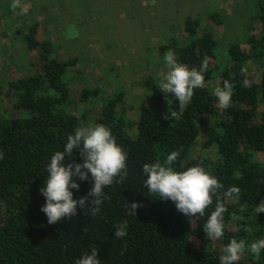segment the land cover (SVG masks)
<instances>
[{
  "label": "trees",
  "instance_id": "1",
  "mask_svg": "<svg viewBox=\"0 0 264 264\" xmlns=\"http://www.w3.org/2000/svg\"><path fill=\"white\" fill-rule=\"evenodd\" d=\"M251 7L250 19L258 31L246 36L247 49L234 38L220 49L218 31L202 26L199 11L181 19L167 16L169 21L158 28L163 36L158 52L173 50L189 68L198 69L205 59L209 66L203 87L194 90L183 111L172 94L166 98L159 90L160 82H153L151 99L164 102L157 115L141 102L125 100L121 86L111 95L98 85L72 89L69 70L79 71L80 59L60 51L62 44L47 30L38 37L37 22L27 28L25 47L38 66L27 62L24 71L5 74L0 86L2 97L12 96L9 110H20L7 115L0 107V264H75L92 248L98 249L101 264H219L222 248L232 239L248 246L264 239V212L255 213L264 199V162L257 154L264 151V0H254ZM206 18L217 28L225 25L219 9L207 12ZM222 50L223 59L218 57ZM215 77L218 87L224 80L234 85L231 105L224 110L215 108L214 91L207 85ZM245 81L251 86L245 87ZM96 124L108 127L127 152L128 175L105 189L98 215L78 208L77 215L49 224L39 191L48 175L46 165L76 128ZM172 151L181 154L173 165L176 170L202 164L223 184L219 196L227 211L220 240L206 238L203 230L215 196L205 216L193 218L179 212L173 201L147 192L143 165L162 162ZM64 162L83 160L74 149ZM73 179L79 184L78 190L71 189L73 198L86 196L93 184L90 173L88 180ZM230 186L240 188L238 197L223 196ZM133 201L142 205L136 216L127 214L126 204ZM123 221L128 228L121 239L114 236V226ZM236 224L241 225L239 232ZM236 264H264V250L257 258L246 248Z\"/></svg>",
  "mask_w": 264,
  "mask_h": 264
},
{
  "label": "rangeland",
  "instance_id": "2",
  "mask_svg": "<svg viewBox=\"0 0 264 264\" xmlns=\"http://www.w3.org/2000/svg\"><path fill=\"white\" fill-rule=\"evenodd\" d=\"M11 2L0 0V86L5 74L24 71L27 62L38 66L25 47L23 35L37 22L38 37L45 36L47 30L48 36L57 37L62 44L60 51L80 59L79 71L69 70L72 89L98 85L111 95L121 86L125 100L141 102L155 115L164 102L151 99L150 91L152 83H159L167 71L165 55L157 50L163 42L158 28L169 21L167 16L181 19L199 11L202 26L212 25L218 31L220 49L231 38L239 39L247 49L246 36L258 31L250 19L254 0H21V7L30 5L26 15L21 14V7L13 10ZM213 8L225 15V25L219 29L206 18ZM220 54L218 57L223 59V50ZM252 68L255 70V65ZM207 85L214 91L217 77L208 80ZM1 95L0 107L7 110V115L20 113L9 110L12 96ZM214 106L220 109L217 98ZM130 112L136 117L134 111ZM257 154L264 162V151Z\"/></svg>",
  "mask_w": 264,
  "mask_h": 264
},
{
  "label": "clouds",
  "instance_id": "3",
  "mask_svg": "<svg viewBox=\"0 0 264 264\" xmlns=\"http://www.w3.org/2000/svg\"><path fill=\"white\" fill-rule=\"evenodd\" d=\"M10 7L15 10L21 7V0H12ZM30 5L21 7V14H27ZM164 64L167 71L163 74L159 83V90L167 98L172 94L179 102V109L183 111L191 101L194 90L203 87L209 62L205 59L200 67L189 68L179 62L173 50L166 52ZM246 70V69H245ZM245 87H250L249 81L244 82ZM234 85L229 80H224L222 87L214 89V95L218 100V107L222 110L231 105ZM171 102V100H168ZM172 103V102H171ZM169 112L164 118H169ZM78 150L82 163H65V157H72L73 150ZM179 151L170 152L166 158L154 163H145L143 173L146 174L144 186L150 195L157 196L162 200H171L176 209L186 217H204L206 210L213 204L216 197L215 208L207 215L203 224L206 238L220 240L224 236V214L226 205L219 196V190L223 184L216 176L206 171L202 164H196L180 171L173 165L180 158ZM3 152H0V159ZM127 152L116 143V138L111 130L103 124L95 126H81L74 133L67 136V141L62 151H57L50 158L45 170L48 175L45 183L39 188L45 197V203L41 211L45 213L49 224H56L65 218L77 215V209L88 208L92 216L100 213V209L106 199L105 189L113 183H121L128 175ZM89 173L93 180L92 187L86 196L78 199L73 198L71 189H79V184L73 177L84 181L89 179ZM240 188L230 186L223 192L228 198L238 197ZM90 200V206L86 207V200ZM142 206L133 201L126 204L127 214L136 216V209ZM264 212V199L255 207V213ZM114 236L124 238L127 235V221L120 222L115 226ZM234 230L239 232L241 225L236 224ZM246 248L252 255L259 258L264 250V239L254 241L250 246L244 240L232 239L221 250L219 264H236L245 253ZM75 264H101L98 258V249L92 248L90 253L82 255Z\"/></svg>",
  "mask_w": 264,
  "mask_h": 264
}]
</instances>
